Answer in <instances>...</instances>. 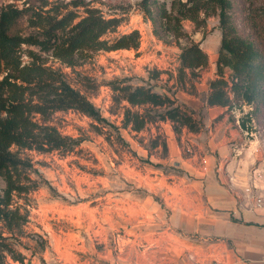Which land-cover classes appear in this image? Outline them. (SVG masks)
I'll list each match as a JSON object with an SVG mask.
<instances>
[{
	"label": "rangeland",
	"instance_id": "obj_1",
	"mask_svg": "<svg viewBox=\"0 0 264 264\" xmlns=\"http://www.w3.org/2000/svg\"><path fill=\"white\" fill-rule=\"evenodd\" d=\"M158 1L170 11L174 0ZM230 1L229 25L238 36L250 41L264 60V0ZM142 4L143 0H0V11L8 5L20 10L29 7L39 10L44 6L47 11L55 7L62 14L73 11L78 16L74 23L85 16V9L96 8L107 18L121 19L117 32L106 38L114 39L134 30L140 34L137 50L95 52L75 68L62 65L37 47H22L23 63L30 61L28 51L39 53L45 66L60 70L107 121L98 123L75 111L56 112L51 124L62 135L81 139L80 145L66 155L21 152L33 165L30 177L40 184L37 190L19 199V204L28 210V222L23 235L12 243L25 256L24 264H158V245L165 240L164 236L158 238V222L168 220L171 214L170 199L165 198L164 190L170 189L173 181L170 175L183 172L173 162L158 159L168 155L165 124L171 127L172 140L181 148L186 146L185 153H188V133L204 129L199 118L202 110L196 113L175 98L179 92L192 90L203 70L195 71V75L187 71L183 82H179L181 48L189 41L200 43L203 51L210 53L208 64H216L222 30L219 11L209 9L200 13L197 22H181L184 36L179 41L173 37L159 39ZM29 15L20 20L17 29L24 36L34 32ZM224 71L230 81L231 70ZM216 78L217 71L213 80ZM116 81L169 94L179 105L195 113L200 130L190 132L183 128L176 134L170 121L149 123L139 132L124 128V108L129 105L114 101L112 84ZM208 86L209 90L201 87V99L207 90L209 96ZM230 99L231 108L227 107L226 112L229 121L238 128L243 121L246 137L264 153V97L253 104L245 103L233 93ZM159 129L163 130L161 135ZM160 174L166 179H159ZM4 188L5 182L0 177V189ZM7 262L20 264L10 258Z\"/></svg>",
	"mask_w": 264,
	"mask_h": 264
},
{
	"label": "trees",
	"instance_id": "obj_2",
	"mask_svg": "<svg viewBox=\"0 0 264 264\" xmlns=\"http://www.w3.org/2000/svg\"><path fill=\"white\" fill-rule=\"evenodd\" d=\"M142 6L159 39L173 37L178 41L184 36L183 20L197 22L202 11L218 10L222 40L216 62L217 78L209 84L207 104L231 108L230 93L247 104L264 97L263 57L229 25L230 0H174L170 11L165 3L157 0H143ZM43 7L20 10L8 5L0 11V177L5 182V188L0 189V264H8V258L24 264L25 256L12 243L23 235V227L28 222V210L19 204V199L40 185L30 177L33 165L21 152L66 155L80 145L81 139L64 136L51 124L56 112L75 111L95 122L107 123L60 70L45 66L39 53L28 51L30 61L23 63L22 47H37L62 65L75 68L92 53L137 50L140 44L137 30L114 39L106 38L117 32L121 19L107 18L99 9H85V16L74 23L78 16L73 11L62 14L55 7L47 11ZM55 10L58 12L53 14ZM28 14L34 32L24 36L17 29L20 20ZM208 63V55L200 43L189 41L181 48L178 81L183 82L187 71L195 75V71L206 68ZM226 68L231 70L230 81L225 78ZM2 73L5 74L1 77ZM112 90L116 103L129 105L124 108V128L139 132L149 123L170 121L176 134L183 128L190 132L200 130L195 113L167 93H157L151 87H134L123 81L114 82ZM240 128L246 129L243 121Z\"/></svg>",
	"mask_w": 264,
	"mask_h": 264
},
{
	"label": "crops",
	"instance_id": "obj_3",
	"mask_svg": "<svg viewBox=\"0 0 264 264\" xmlns=\"http://www.w3.org/2000/svg\"><path fill=\"white\" fill-rule=\"evenodd\" d=\"M215 72L216 64H208L192 90L175 96L196 113L202 110L204 129L188 133V153L172 140L171 127L165 124L168 155L158 159L173 162L183 172L170 175V189L164 190L171 214L158 222V238H165L158 245V264H264V209H251L244 195L261 153L229 121L227 107L208 106ZM201 87L208 89L203 99ZM158 178L166 179L163 174Z\"/></svg>",
	"mask_w": 264,
	"mask_h": 264
},
{
	"label": "built area",
	"instance_id": "obj_4",
	"mask_svg": "<svg viewBox=\"0 0 264 264\" xmlns=\"http://www.w3.org/2000/svg\"><path fill=\"white\" fill-rule=\"evenodd\" d=\"M244 195L251 203V209H264V153L249 176V185L245 187Z\"/></svg>",
	"mask_w": 264,
	"mask_h": 264
}]
</instances>
